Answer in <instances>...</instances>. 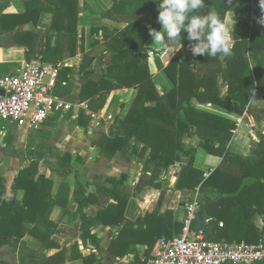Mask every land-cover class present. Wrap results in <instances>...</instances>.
Segmentation results:
<instances>
[{
	"label": "trees",
	"instance_id": "16d2710c",
	"mask_svg": "<svg viewBox=\"0 0 264 264\" xmlns=\"http://www.w3.org/2000/svg\"><path fill=\"white\" fill-rule=\"evenodd\" d=\"M47 2V4L44 3ZM24 9L16 15H9L8 10L11 2H0V32H15V41L18 48L3 50L0 49V77L1 66H7V71H11L18 66L19 61L25 60L28 63L33 61L45 64L56 65L58 59L65 49L74 57L79 43L78 38V4L74 0H32L22 2ZM209 10L219 13L228 34L231 36L233 45L232 55L224 58L195 56L194 61L183 60L180 56H174L165 67V74L174 85V89L164 96H160L155 88L152 75L149 70L150 52L162 56L164 52L155 53L146 47L149 35V28L157 31L161 30V25L157 23L158 7L153 0H114L111 13L117 15L138 14L139 20L143 22H128L123 29L115 26V32L109 31L104 23V41L100 39L92 40L90 49H97L103 54L111 53L113 61L108 69L107 79L103 78L99 83L91 81L92 58L85 53L83 63L80 67V74L87 80L80 95L81 103L89 101V109L93 112H106L107 106L113 93L121 89H135L137 97L126 115L122 113L114 118L109 135L103 137L97 144L102 149V156L113 158L119 152L129 150L135 159L140 160L145 171L154 169L148 186L161 189L167 183V173L177 164L181 163L183 155L190 156L191 161L185 168L183 180L191 177L195 181L196 187L200 186L202 194L212 187L211 194L216 200L232 201L239 208L228 222L227 217H220L208 211L207 195L201 203V218L196 222L201 229L213 227L217 232L216 237H209L212 242L247 243L253 245L264 244V229L261 231L253 223L254 217L260 215L264 220V137L257 149L243 161L239 175L226 174L223 166L230 154L229 143L237 133V124L200 110L195 107L193 100L200 105H216L224 108L239 116H243L247 109L251 111L252 100L255 96L264 100V25L259 21L264 18L259 6V0H238V4L230 9H226L223 0H205V7L199 11L200 15L206 14ZM51 13L55 20L51 28L52 34L49 37H41L35 32H21L22 26L33 24L39 25L41 15ZM252 16L253 27L246 29L239 20L240 14ZM106 22V15L100 16ZM63 23V24H62ZM100 30H92V34L99 35ZM184 35V36H183ZM187 33H182L181 44L185 48L193 42L186 39ZM57 37L55 47H52L53 38ZM219 65L225 76L224 82L228 85V92L222 97V88L218 85L217 76L214 80L215 86H209L206 80L199 75L195 69L196 64ZM224 68V69H223ZM70 68H63L61 72L62 80L68 81ZM115 81V83L113 82ZM105 89L107 94L100 95L101 90ZM264 117V109H260ZM61 111H54L53 123L50 127H55V123ZM261 116V119H262ZM90 118L81 112L79 117L80 126H87ZM197 129L198 136L205 142L203 147L209 155L221 157L222 165L212 171L208 178L206 172L193 168L195 149H186L183 139L193 135V129ZM213 134H210L211 132ZM228 132L226 135L225 132ZM51 133L40 134L38 138L29 141L25 153L13 151L11 157H23L31 161V166L22 170L19 177L15 180V190L23 189L24 199L19 203L15 198L7 197L4 189L2 200H0V229H3L4 236L11 239L20 240L26 234L39 240L43 250H49L55 245L51 242L55 234V228L49 226L48 216L38 218L34 215L36 203L44 195V186L47 182L46 170L58 175L64 180L63 185L56 197L51 196V204L61 208L67 207L70 196L73 195L74 202L78 205V217L82 223V239L89 241L98 251L100 241L92 233L95 225L103 223L110 227H120L124 223L128 226L126 231L132 234L121 233L120 243H130L129 237L135 236L140 228V223H131L124 220V211L127 203L139 193L129 195L123 192L127 178L121 180H111V189L103 188L101 185L90 182L84 184L79 177V171L73 165L74 158L71 154H55L54 148L48 145ZM214 143L220 144L219 149H215ZM141 146V148H140ZM52 150L56 160L51 161L47 158L46 151ZM42 154L39 160L38 155ZM74 177V187L69 182V178ZM237 177V184L228 186L221 185V178ZM1 184L6 186L5 180L0 177ZM91 186L96 187V194L89 193ZM178 188L182 189L179 185ZM257 191V196L249 201L248 191ZM97 195L111 197L115 204L111 205L106 211L100 212L96 217L86 215V210L90 205L97 204ZM214 199V200H215ZM248 199V198H247ZM253 200V201H252ZM255 200V201H254ZM251 201V202H250ZM7 202L19 205V211H12L8 216L4 215V208ZM50 203L48 201L47 206ZM205 210H202V208ZM251 212V213H250ZM163 218L161 214H158ZM206 220H211L206 225ZM225 221L224 229H219V223ZM233 221V222H232ZM29 223L34 228L29 230L24 223ZM180 227V235L183 226ZM136 228V229H134ZM22 231V232H20ZM130 233V232H129ZM131 235V236H130ZM163 238L171 239L172 231L164 228ZM158 239L159 245L161 236ZM60 253L50 258L40 252L29 250L20 255V264H51L56 262L65 253V249H59ZM27 254L26 258L25 255ZM29 253V254H28ZM94 257V256H93ZM122 258V256H120ZM154 257V256H153ZM28 258L31 263H28ZM151 259H148V261ZM39 261V262H38ZM94 259L85 261V264H93ZM74 264V263H73Z\"/></svg>",
	"mask_w": 264,
	"mask_h": 264
},
{
	"label": "crops",
	"instance_id": "0c3cea01",
	"mask_svg": "<svg viewBox=\"0 0 264 264\" xmlns=\"http://www.w3.org/2000/svg\"><path fill=\"white\" fill-rule=\"evenodd\" d=\"M30 1L32 0H0L1 3H13L5 12L9 15L18 14L25 8L22 2ZM74 2H77L79 10V43L76 54L74 57H69L70 55L67 53V49H65L64 54L60 58H57L58 64L62 68L71 69L69 80L66 81L68 86L58 89V95L70 109L67 113L61 111V115L58 117L54 128L49 126L50 123H53V117L48 119L43 126L36 127L37 129L20 128L9 123L20 129L19 131H13L9 126L5 127L0 124V177L6 182V186L0 182V200H2L4 189L8 198H15L19 203L22 202L25 196L23 189L15 190L14 184L20 172L31 166V161L23 157H11L13 151L25 153L29 141L32 138L36 139L40 134L51 133L48 145L54 148L55 154L63 155L68 153L73 156V165L79 171L80 180L84 184L90 182L101 185L103 188L111 189V180H121L126 176L127 181L122 189L123 192L129 195L139 194L127 203L123 214L124 220L133 224L137 222L135 224L136 228L139 227L138 225L140 223L143 224H140L138 233L133 236L134 238L130 235V243H120L119 241L121 233L123 235L134 233L131 228H129L131 231L125 230L128 227L125 223L120 227H110L103 223L95 225L92 233L100 241V250L97 251L89 241L82 239V223L78 217V205L74 202L73 195L70 196L67 207L61 208L56 204H51V196L56 197L58 195L64 180L51 171L46 170L45 176L47 181L53 183V186H50L47 182L45 183L44 195L40 200L41 203H36L34 215L37 219L48 216L49 226L55 228V234L51 238V242L55 247L42 251V243L30 236V233L17 241L15 238H6V235L4 236L3 234V229H0V264H20V255L27 248L34 252H40L41 255L44 253L50 258L59 254V249H65L66 253L59 260H56V262L52 261L51 264H85V261L92 259H94L93 264H149L148 259L152 260L156 258L158 254L160 249L158 239H160V236L163 238L162 234L164 233L165 227L172 231V238L182 236L183 231L178 235L180 232V227L178 226H183L184 230L185 224L188 221L189 204L193 202H197L198 204L197 217L191 223L193 232L203 230L197 224L196 220L197 218H201V203L205 201L207 195L210 196L208 200V211L211 214L217 215V217H227L225 221L231 222V217L240 210L230 200H216L214 195L211 194L212 187L208 188L202 194L200 186L196 187L195 181L191 177L183 180L182 177L185 168L191 161L190 156L183 155L181 163L168 171V181L161 189L148 186L154 169L145 171L144 164L140 160L135 159L129 150L119 152L111 159L102 156V149L97 143L103 137L109 135L110 130L109 128H98L92 121L86 127L80 126L79 117L81 112H84L88 118H90V114L92 113L111 115L113 118H116L124 109L127 115L137 97V91L135 89L116 90L110 99L105 113H102L100 110L93 112L89 109L90 99H88L89 101L81 103L80 95L87 80L82 77L79 70L86 53L93 60L91 81L99 83L103 78L107 79L108 69L113 61V55L111 53L103 54L97 49H90L92 40L100 39L104 41V32L102 30L104 23L109 25V31L114 33L115 26L123 29L124 26H127L128 22L137 23L145 20H139L140 16L135 13L131 16L111 13L114 0H74ZM44 3L47 4L46 1ZM103 15L107 16L106 22L100 17ZM238 18L244 23L245 20H248L249 14H240ZM54 20L55 17L53 14L43 13L37 27L33 24H28L22 26L19 30L21 32H35L41 37H49L52 34L51 28ZM92 30H100L99 35L92 34ZM56 43L57 37H54L52 47H55ZM153 43V38H148L146 47L152 52H164V54L159 56L150 52L149 70L158 94L164 96L174 89L173 83L164 72L167 64L174 56H180L181 62L183 60L194 61L195 56L191 52L192 44L185 48L182 47L181 37L173 46L165 47ZM18 47L15 41V32H0V49L10 50ZM36 63L43 62L33 61L28 63L23 59L11 71H7V66L3 63L1 66V75L22 71L26 67ZM195 69L199 71V75L206 80L209 86H215L214 80L217 76L218 85L222 88L221 96H226L228 85L224 82L225 76L221 73V66L201 65L198 63ZM113 82L115 83V81ZM104 94H107V91L102 89L100 95ZM193 104L196 108L204 110L210 115L237 124V133L229 143L231 155L223 166V171L230 175H234L238 171L240 172L243 161L251 155L254 149L258 148L261 143V138L264 137V117L260 113V109H264V100L255 96L251 103L253 105L251 111L247 109L243 116H239L216 105H200L196 100H193ZM112 125L113 123L110 124V129ZM209 133L213 134L212 131ZM225 134L227 135L228 132L226 131ZM183 143L186 149H195L193 168L199 171L204 170L206 172L205 178H208L212 171L222 165L223 159L221 157L209 155L203 147L205 142L198 136L196 128L193 129L192 136L184 137ZM214 145L215 149L220 148V144L214 143ZM46 153L49 160H56L51 149H48ZM42 156V154H39L38 159L40 160ZM236 181V176L224 177L220 179L219 183L224 186L226 185V187L222 188L227 189L229 188L228 186L237 184L238 182ZM69 182L74 187L73 176L69 178ZM179 185L182 189L178 188ZM89 193L96 194V187L91 186ZM256 194L257 191H248L249 196L246 200L249 201ZM97 199V204L90 205L86 210L87 216L96 217L100 212L106 211L111 205L115 204V201L106 195H97ZM48 201L50 203L49 206H47ZM19 208V205L17 206L13 202H7L3 214L8 216L12 211L16 210L18 212ZM202 210H205V208L203 207ZM158 214H161L163 218H160ZM225 221L223 220L219 223V229L225 228ZM210 222L211 220H206V225ZM253 223L257 229L261 231L264 229V220L260 215L254 217ZM24 225L29 230H33L34 228L26 222ZM209 229L214 230L211 238L216 237L217 232L215 229L213 227H207V233ZM26 256L27 254L25 258ZM27 262L31 263L29 258ZM33 264L36 263L33 262Z\"/></svg>",
	"mask_w": 264,
	"mask_h": 264
},
{
	"label": "built area",
	"instance_id": "2783aa9c",
	"mask_svg": "<svg viewBox=\"0 0 264 264\" xmlns=\"http://www.w3.org/2000/svg\"><path fill=\"white\" fill-rule=\"evenodd\" d=\"M60 64L36 63L22 71L0 77V122L33 129L43 125L54 111H69L58 89L66 88ZM98 128H109L114 118L90 114ZM189 215L181 237L163 238L156 258L149 264H264V244L212 242L207 230L193 232L191 223L197 217L198 204L188 205Z\"/></svg>",
	"mask_w": 264,
	"mask_h": 264
},
{
	"label": "clouds",
	"instance_id": "9594fccd",
	"mask_svg": "<svg viewBox=\"0 0 264 264\" xmlns=\"http://www.w3.org/2000/svg\"><path fill=\"white\" fill-rule=\"evenodd\" d=\"M158 7L157 23L161 30L149 28L154 43L165 47L175 45L187 33L186 39L193 42L194 56H206L223 60L232 55L231 36L218 12L209 10L197 14L205 7V0H153ZM264 12V0H259ZM264 25V18L259 21ZM184 36V35H183Z\"/></svg>",
	"mask_w": 264,
	"mask_h": 264
},
{
	"label": "rangeland",
	"instance_id": "374dc122",
	"mask_svg": "<svg viewBox=\"0 0 264 264\" xmlns=\"http://www.w3.org/2000/svg\"><path fill=\"white\" fill-rule=\"evenodd\" d=\"M243 25H244V27L246 28V29H251L252 27H253V20H252V16H250L249 15V18H248V20H245L244 21V23H243ZM1 124V126H5V127H10L11 128V130H13V131H19L20 129H18L17 127H15V126H12V125H10L9 123H0ZM43 126V125H42ZM38 127H41V126H38ZM37 127V128H38ZM36 128V129H37ZM237 175H239V171L236 173Z\"/></svg>",
	"mask_w": 264,
	"mask_h": 264
},
{
	"label": "water",
	"instance_id": "95a60500",
	"mask_svg": "<svg viewBox=\"0 0 264 264\" xmlns=\"http://www.w3.org/2000/svg\"><path fill=\"white\" fill-rule=\"evenodd\" d=\"M223 1L226 4V9L227 10H230V9L234 8L238 4V0H223ZM0 95L3 96L4 93L2 91H0ZM213 232H214L213 229H209L208 230V236L209 237L213 236Z\"/></svg>",
	"mask_w": 264,
	"mask_h": 264
}]
</instances>
